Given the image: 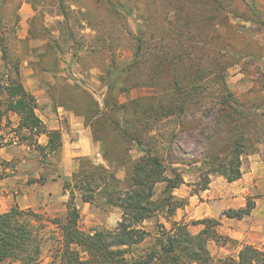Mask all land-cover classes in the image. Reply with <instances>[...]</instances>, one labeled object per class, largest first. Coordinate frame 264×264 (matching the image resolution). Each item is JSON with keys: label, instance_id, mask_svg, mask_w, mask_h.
I'll return each instance as SVG.
<instances>
[{"label": "rangeland", "instance_id": "1", "mask_svg": "<svg viewBox=\"0 0 264 264\" xmlns=\"http://www.w3.org/2000/svg\"><path fill=\"white\" fill-rule=\"evenodd\" d=\"M75 1L0 0V83L15 75L13 65L3 59V50H6L12 64L19 66L24 86L37 99V114L49 130H58L63 136L62 151L45 157L18 136L20 119L17 115L9 113L0 118V143L4 145L0 148V213L19 206L43 217L46 228L40 264H53L55 249L62 245L61 231L51 221L67 213L66 203L71 195L74 194L80 209L83 231H115L123 218L120 208L85 203L77 190L64 189L67 183L74 184L73 178L82 158L106 166L123 182L142 156L138 146L131 143L129 156L124 154V160L120 158L111 163L104 157L105 144L95 135L106 138L111 152L117 157H121L120 153L127 147L116 138L114 131L115 122L125 121L122 113H116L113 104H105L110 96L108 87L115 88L114 98L119 104L129 105L140 100L144 109L163 102L161 92L153 88L122 92L121 88L127 86L126 75L119 76L112 66L113 60L119 70L133 62L135 37L145 29L144 22L131 16L127 21H116L100 9L101 18L94 16L99 27L92 30L85 19L88 18L90 23L95 20L82 15L85 9ZM83 1L91 7L98 6L96 0ZM223 4L228 23L245 27L237 42L251 47L250 51H255L256 55L264 54V25L257 21L252 9L255 8L264 22V0H223ZM64 11L70 14L73 25L72 42L63 36L65 27L59 24L64 20ZM225 29L221 28L223 32ZM110 38L113 58L106 44ZM54 39L60 40L61 50H56ZM222 87L243 103L245 119L233 122L221 118L220 121L218 110L210 111L208 107L196 109L181 119L164 120L158 125L164 133H176L172 154L180 160L176 166L182 169L185 179V185L175 191V196L186 199L187 205L179 209L172 220L188 224L190 232L197 235L203 226L193 225L195 221L216 219L221 224L219 233L236 241L226 245L209 243L208 249L216 261L237 258L244 245L264 251V59L244 58L229 68L223 78H211L209 101L218 97ZM140 110L139 106L129 109L127 116L134 121ZM184 122L188 124L182 126ZM238 123L242 125L237 126ZM219 127L224 130L223 134H217ZM236 128L238 134H235ZM240 134L247 139L246 153L242 156V178L230 183L220 174L211 173L209 189L197 192L201 176L209 171L205 162L209 160L210 151L221 158L228 157L232 143L231 146L227 143ZM36 140L43 146L48 144L46 136ZM41 177L46 181L41 182ZM163 190L164 185L157 186L156 198ZM249 201L256 205L250 216L231 219L225 215L230 210L246 208ZM160 222L166 229L171 228V223L164 218ZM145 227L151 238L136 250V258L150 251L158 234L155 219L146 222ZM2 264L19 263L8 260Z\"/></svg>", "mask_w": 264, "mask_h": 264}, {"label": "trees", "instance_id": "2", "mask_svg": "<svg viewBox=\"0 0 264 264\" xmlns=\"http://www.w3.org/2000/svg\"><path fill=\"white\" fill-rule=\"evenodd\" d=\"M75 2L85 9L82 15L93 19L100 16L99 10L102 9L116 21H127L131 16L144 22L145 29L135 37L133 62L119 70L113 60L112 66L119 76L126 75L127 86L121 88L122 92L153 88L161 92L163 102L144 109L140 100L129 105L119 104L114 98L115 88L108 87L110 96L105 104H113L116 113H122L125 121L115 122L114 131L116 138L127 147L120 153L121 157H117L111 152L106 138L95 135L105 144L104 157L111 163L120 161V158L124 160V154L129 156L131 143L138 146L142 156L123 182L106 166L82 158L79 171L73 178L74 184L67 183L64 189L67 191L72 187L77 190L85 203L120 208L123 218L115 231H83L80 228L81 212L74 194L71 195L66 203L67 213L51 221L62 234V245L55 249L53 264H264V251L253 245H244L237 258L216 261L208 249L209 243L226 245L236 242L219 233L221 224L216 219L195 221L193 225L203 226L197 235L190 232L188 224L172 220L177 211L187 205L186 199L175 196V191L185 185V179L182 169L176 166L180 160L172 154L176 133H164L158 127L164 120L181 119L196 109L208 107L210 111L218 110L220 121L225 118L238 122L247 117L242 110L243 103L224 87L217 98L209 101L211 78H223L229 68L244 58L264 59L263 53L256 55L255 51H250L251 47L237 42L245 27L228 23L223 0H96L97 7H91L83 0ZM252 9L257 21L264 25L259 13L254 7ZM62 16L64 20L59 24L65 27L63 36L72 42L75 34L70 14L64 11ZM85 20L92 30L99 27L95 19L93 23L88 18ZM221 28L226 29L223 32ZM59 39H54L56 50L62 48ZM106 44L112 53V39ZM111 55L113 58V53ZM3 59L13 65L15 75L0 83V118L9 113L17 115L20 123L16 132L24 142L33 145L45 157L60 153L63 149L62 133L49 130L37 114V99L24 86L20 68L12 64L6 50H3ZM136 106L141 110L137 112V119L131 121L127 113ZM186 124L188 122L182 126ZM223 131L220 128L217 134H223ZM238 131L236 128L235 134ZM229 132L233 133V129ZM41 136L48 138L47 145L38 143L36 138ZM246 140V136L240 134L233 142H228V146L232 143V149L226 158L210 151L209 160L205 162L209 171L201 176L197 192L209 189L211 173L220 174L230 183L242 178ZM3 146L0 143V148ZM40 181L45 182L46 178L41 177ZM158 185H164V190L156 198ZM255 206V202L249 201L246 208L230 210L225 215L231 219H243L252 214ZM162 218L171 223L169 230L160 222ZM153 219L158 228L155 242L150 251L136 258V250L151 238L145 226ZM45 226L39 213L22 210L19 206L0 213V264L8 260L19 264H40Z\"/></svg>", "mask_w": 264, "mask_h": 264}]
</instances>
